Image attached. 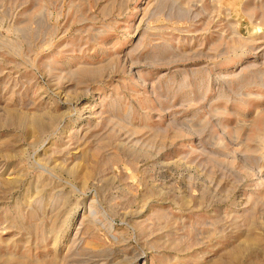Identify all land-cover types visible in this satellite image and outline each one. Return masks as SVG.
Returning <instances> with one entry per match:
<instances>
[{
	"label": "rangeland",
	"instance_id": "obj_1",
	"mask_svg": "<svg viewBox=\"0 0 264 264\" xmlns=\"http://www.w3.org/2000/svg\"><path fill=\"white\" fill-rule=\"evenodd\" d=\"M0 264H264V0H0Z\"/></svg>",
	"mask_w": 264,
	"mask_h": 264
}]
</instances>
